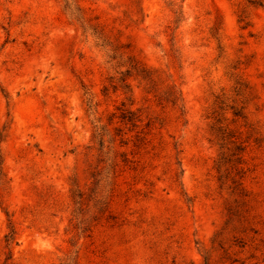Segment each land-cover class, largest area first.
<instances>
[{
	"label": "rangeland",
	"instance_id": "1",
	"mask_svg": "<svg viewBox=\"0 0 264 264\" xmlns=\"http://www.w3.org/2000/svg\"><path fill=\"white\" fill-rule=\"evenodd\" d=\"M0 167V264H264V0H0Z\"/></svg>",
	"mask_w": 264,
	"mask_h": 264
},
{
	"label": "trees",
	"instance_id": "2",
	"mask_svg": "<svg viewBox=\"0 0 264 264\" xmlns=\"http://www.w3.org/2000/svg\"><path fill=\"white\" fill-rule=\"evenodd\" d=\"M3 179H4V175H3V173H2V170H1V167H0V183L3 181ZM240 184H238L237 186H236V188H235V190L236 191H239L240 190ZM242 191V190H241ZM14 235H15V233L12 231L11 232V235L8 237V241L9 242H12L13 240H14Z\"/></svg>",
	"mask_w": 264,
	"mask_h": 264
}]
</instances>
